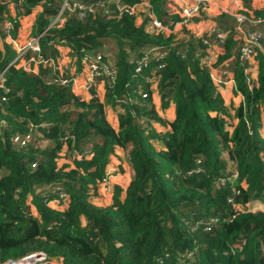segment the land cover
Returning <instances> with one entry per match:
<instances>
[{
    "label": "trees",
    "instance_id": "16d2710c",
    "mask_svg": "<svg viewBox=\"0 0 264 264\" xmlns=\"http://www.w3.org/2000/svg\"><path fill=\"white\" fill-rule=\"evenodd\" d=\"M82 1L105 5L84 18L66 9L64 23L50 27L65 0H0L2 40L16 39L18 18L44 5L38 19L43 57L56 61V46L65 44L78 58L102 55L117 67L111 84L103 77L97 80L107 83L104 103L97 97L84 101L71 86L59 85L56 68L39 73L17 65L7 69L5 87L10 92L0 90V264L33 255H43L42 264H264V212L237 210L264 203V138L259 134L264 125V54L255 57L258 78L251 81L246 72L251 64L240 57L244 42L235 40L231 30L234 18L225 14L218 22L229 30L219 64L227 62L233 70L236 92L243 98L233 126L203 64L207 36L186 38L183 29L185 37L174 41L164 32L148 31V15L137 26L136 17L120 14L109 0ZM124 3L132 6L142 0ZM10 4L17 7L16 19L8 16ZM149 6L164 26L172 28L170 24L182 20L170 15L166 0H150ZM244 14H253L254 21L264 19V9ZM8 23L10 31L5 29ZM243 29L264 33V23L246 21ZM5 51L12 52L6 42ZM33 56L29 52L24 59ZM145 56L152 67L138 73L137 62ZM159 56L163 69L155 71ZM8 66L0 50V71ZM152 79L158 81L163 107L175 104L171 123L152 104ZM3 97L7 102L2 103ZM108 105L124 109L118 131L107 119ZM153 123L170 131L158 133ZM34 130L41 139L34 136L26 147L13 145L15 137ZM42 139L52 143L49 148L38 145ZM65 146L75 169L58 168ZM116 147L127 151L132 182L123 201L117 190L111 206L98 207L91 192L107 181L106 168ZM221 180L227 181L225 186ZM57 187L69 200L55 208L49 201L60 198ZM211 219L218 222L207 231L202 222Z\"/></svg>",
    "mask_w": 264,
    "mask_h": 264
},
{
    "label": "crops",
    "instance_id": "0c3cea01",
    "mask_svg": "<svg viewBox=\"0 0 264 264\" xmlns=\"http://www.w3.org/2000/svg\"><path fill=\"white\" fill-rule=\"evenodd\" d=\"M220 1L223 2L224 4H227L226 6L227 8H232L234 11H238V12H239L238 10L239 8L245 11H248L249 13L251 11L256 12V11H261L262 9H264V0H262V2H259L257 0H249V3H247V1L245 0H238L237 2H233L230 0H220ZM166 2L168 5L167 9L169 10L170 15L177 16L180 21L182 9L188 5L194 4L196 0H166ZM142 3H143V6H142L143 8L139 9L138 11L139 15L136 17L137 26H141L143 23L145 24V21L147 19L146 18L147 11H148L147 0H143ZM148 5H150V1ZM43 12H44V5H39L36 8H34L29 15L19 17L20 18V19L18 18L19 29L17 31L16 39H13L12 36H8L6 41H4L0 37V50L3 52L4 59L6 60L7 63H9V66L14 60H16L19 57L20 55L19 51L22 48L26 47L32 40H34L40 35L38 32L39 30L38 19L43 15ZM8 16L12 19L17 18V7L15 4H10L8 6ZM223 16H225V14L223 13V10L211 16L209 14L207 15L205 11H202L195 18L190 20V22L187 23L186 25H180V26L174 27L175 23L170 24L169 26L172 27L170 28V32L173 33V31H177L180 29L181 30L186 29L188 31L186 38L192 36L194 39H204L205 36L210 35L211 31L213 30L215 31L218 28H220L222 31L226 32L227 34L229 30L226 31L223 27L218 26V22H220L223 19L222 18ZM146 28H147V25H146ZM231 30H232V33L235 32V34L233 35L234 39L239 40V35L237 32L235 21H234L233 26L231 27ZM183 33L184 31L182 32V34ZM164 34L170 35V33L168 32H164ZM183 37H185V35ZM5 42L8 44V46L12 50V52H9V54L5 52ZM56 48L60 55L58 59L56 60L57 70L60 71V73L64 77L74 78L77 82L76 86L72 88L73 89L72 92L84 101L89 102L94 97H97L101 101V103H104L105 98H106V93H107V89H106L107 83L105 81H100L96 84L95 89H93L92 91L87 90L86 80H87V75H88V67L85 65L84 62H82V57L78 58L76 55H73L72 49L69 46H66L65 44L58 45L56 46ZM206 53H207L208 60L210 63L211 73L217 75L218 77H221L225 81L226 85L220 91V95L224 99L226 109L228 110V113L230 114V117L228 118L229 123L233 124V126H236V124L238 123V120L235 118V113H236V110L243 103V98L240 95V93L236 92V81L234 78L233 70L229 68V65L227 62L219 64V58L224 53H223L222 47H220L216 41L212 42L209 48H206ZM254 62H253V65L251 66L250 71L252 72L253 80L257 81L258 70H257V65L254 64ZM25 63H26V60L20 61L17 64V67L21 68L25 65ZM31 68L34 73H39L40 69L43 67L32 64ZM1 72L2 71H0V73ZM150 89H152V92H153L152 93V104L155 106L156 109L162 107L163 101L161 100V97L158 91L157 79H152V83H150ZM133 101L136 104V100H133V99L131 101V104H134ZM235 101H239L238 108L235 105ZM168 103L169 104L166 108L163 107L164 112H166V109L169 107L168 113L160 114L158 111L156 112H158L160 116L167 114L168 121L166 122L171 123L176 118V109H175V104L173 102H168ZM105 112H106V116H107L109 123L112 125L114 129L118 131L119 124H120L119 115L124 112V109L120 106L113 107V106L108 105L106 106ZM110 114L112 116V120H110ZM230 118L232 119L230 120ZM158 126L162 127V130H156L155 127L157 126H155V123L152 124V127L154 128V130H156L158 133H166L170 131V127H167L161 124H158ZM51 144L52 143L50 141L42 139L38 145L44 149H47L49 148ZM157 146L158 148H161V145L157 144ZM68 152H69L68 147L65 146L62 152L60 153L59 160L61 161V164L57 162L58 168L66 167L67 170L75 169V164L72 162L73 160H71L68 157L69 155ZM106 174H111L112 176L115 175L113 178H117L118 176V177H123L126 179V180L119 179L118 182L113 181L114 184H112L111 186L109 184L108 187L111 189L112 196H111V201L108 203L109 204L108 206H111L114 203V196L117 190L120 194V200L123 201V199L126 196L125 191L129 187L130 183L132 182L133 175H132L131 167L127 160V151H125L124 149L120 147L115 148V153L110 157V162L106 168ZM119 189L121 191H119ZM94 192L96 191H92L91 194ZM28 201L30 203L31 198ZM256 202H252L249 205L253 206V204H255L254 206H257ZM258 203L260 204V207L264 206V203L259 202V201ZM55 204L57 203H51L52 207H55V208L58 207V206H55ZM84 223L85 221L83 220V224Z\"/></svg>",
    "mask_w": 264,
    "mask_h": 264
},
{
    "label": "built area",
    "instance_id": "2783aa9c",
    "mask_svg": "<svg viewBox=\"0 0 264 264\" xmlns=\"http://www.w3.org/2000/svg\"><path fill=\"white\" fill-rule=\"evenodd\" d=\"M150 0H147V3L149 4ZM233 2H237L238 0H230ZM143 2V0H142ZM108 3L112 4L113 6H115L116 11L119 12L120 14H125V15H129V16H133L136 17V13L137 11H139V7L143 6V3L140 4H136V5H127L124 3V0H109ZM147 4L148 7V11H147V15H148V23H147V30L148 31H157V32H167V30L170 31V28L167 26L162 25V23L156 18V16L154 15V13H152L151 11V7ZM104 5L102 2L95 4L93 3H86L85 1H75L73 2V5H69L68 4V0H65L63 8L60 12V14L58 15V17L52 22L51 26H55V25H62L64 23V18H63V14L65 12V10H72V11H77L79 14L80 18H84L86 15H95L96 14V10L99 9H103ZM208 2L207 0H196V2L194 4L188 5L186 7H184L182 9V13H181V18L182 20L180 22H176L174 24V27L180 26V25H186L187 23L190 22V20H192L193 18H195L200 12L201 10H204L205 7H207ZM239 13L236 14L235 16L231 15L229 13V11L227 12V10H223V13L229 16H232L234 18V20L236 21V27H237V32L239 35V40H242L244 42V46L242 47L241 51H240V57L241 59H245L248 60L249 63L251 64V66L253 65V62L255 61V57L257 56L258 53H262L264 54V33H262L259 30H245L243 29V24L248 21L249 23L254 22L255 24H262L264 23V19H260L258 21H254V16L253 14H244V12H246L245 10L239 8ZM241 11V12H240ZM253 16V17H252ZM12 28V24L8 23L5 26V29L7 31H10ZM214 31V30H213ZM213 31L210 32V35L207 36V38L204 40V43L206 45H209V47L211 46V42H210V37L213 33ZM216 42L219 44V46L221 47V45H224L226 43L227 40V34L226 32L222 31V30H217L216 31ZM44 36V34L39 35L37 38H35L34 40H32L27 47L21 49L22 52L20 53L19 57L14 60L10 66L12 65H17L20 61L25 60V56H27V54L29 52L34 53V56L31 57L30 60L26 61L25 65L23 66V68L26 71H32V64L38 65V66H42L43 68H56L57 69V64L55 60L52 59H46L45 57H43L41 55V47H40V39ZM162 59L163 56H159L156 60L157 62V66L155 67V71H159L163 69V64H162ZM82 62L85 63V65L88 67V75H87V80H86V89L89 91H92L93 89H95V86L97 84V80L100 78H105L104 80H107L109 82V84L112 83V80L115 79V76L117 74V67L116 65H114L112 62L109 61H105L104 57L102 55H96V56H84L82 58ZM203 64L206 66V68H208L210 70V63L208 58L203 60ZM8 66L6 69H4L1 73H0V90H3L5 92V94H8L10 91L5 87V73L7 71V69L10 67ZM152 67L151 65V61L149 60L148 56H145L142 60L137 62V67H136V72L141 73L146 71V69H150ZM251 69L247 70V74H249L251 76V81L253 80L252 77V72L250 71ZM155 71L153 73H155ZM212 79L214 81V84L217 88V91L220 93V91L223 89V87L226 85L225 81L221 78L218 77L215 74H212ZM59 85L61 86H71L72 88L74 86H76L77 82L74 78H66L64 77L60 71H58V78L56 81ZM73 90V89H72ZM7 102V97H3L2 98V103ZM4 124L3 121H0V136H2L3 132H2V125ZM34 136H37L39 139H41V136L39 133H36L35 135V130L34 132L31 131L28 134L24 135V136H17L13 139V145L15 147H26L28 146L31 142ZM201 164V161H198V165ZM32 167L35 169L36 165H32ZM201 170L198 169L197 172H200ZM107 182V181H106ZM105 182V183H106ZM227 181L226 180H221L220 184L222 186L226 185ZM55 192L57 194V196H59V199H55L53 201H49L50 203H60V202H68L69 200V196L67 193H65L64 189L61 187H57L55 189ZM231 202V200H230ZM218 222V220L214 219V220H208L206 222H202V224L206 225L207 231H210L212 226L215 225V223ZM35 257V256H33ZM32 258V256H31ZM29 260V259H28ZM28 260H24L21 262H14V263H9V264H26V261ZM45 260V259H44Z\"/></svg>",
    "mask_w": 264,
    "mask_h": 264
},
{
    "label": "rangeland",
    "instance_id": "374dc122",
    "mask_svg": "<svg viewBox=\"0 0 264 264\" xmlns=\"http://www.w3.org/2000/svg\"><path fill=\"white\" fill-rule=\"evenodd\" d=\"M76 1H81V0H76ZM257 1H259V2H262V0H257ZM207 2H208V5H207V7H205L204 8V10L203 11H205L206 12V14L208 15H213V14H215V13H217V12H221L222 10H227V12L229 11V13L231 14V15H233V16H235L236 14H238L239 12L238 11H234L232 8H227L226 6H227V4H224L223 2H221L220 0H207ZM143 7H139V9H142ZM139 15V13H138V11H137V13H136V17ZM253 17V16H252ZM20 19V18H19ZM35 26H37V25H35ZM167 32L168 33H170V35L172 36V37H174V41H178L179 39H181L184 35L182 34V32H183V29L181 30H177V31H173V33L172 32H170L169 30H167ZM28 46V45H27ZM26 46V47H27ZM25 48V47H24ZM23 49V48H22ZM15 51V50H14ZM6 52V51H5ZM16 52V51H15ZM22 52V50H20L19 51V54ZM16 55H17V53H16ZM254 64H256V61L254 62ZM133 103L135 104V102L133 101ZM235 105L237 106V108H238V105H239V101H235ZM169 108V107H168ZM168 108L166 109V112H164L163 111V105H162V107H160V108H158V109H156V111H158L160 114H165V113H168L169 111H168ZM239 109V108H238ZM158 112H157V114H158ZM236 114V113H235ZM159 115V114H158ZM160 116V115H159ZM165 122L166 121H168V115L166 114V115H163V116H160ZM262 118H263V120H264V107L262 108ZM110 120H112V116H111V114H110ZM155 126H157V127H155L156 128V130H162V127H159L158 126V124L157 123H155ZM259 134L264 138V125H262V127H261V129L259 130ZM157 148H158V146H157V144H159V145H161L159 142H154L153 143ZM158 149H160V148H158ZM60 159V155H59V158L57 159V162L58 163H60L61 164V161L59 160ZM197 165H198V162H197ZM200 167H198L197 168V170L199 169ZM196 170V171H197ZM4 174V173H3ZM107 176H108V179H107V182L106 183H103V184H101L100 185V188L98 187L97 188V190H96V192H94V193H92L93 195H91V201L93 202L92 204L93 205H95V206H98V207H106V206H108L109 204V202L111 201V196H112V193H111V189L108 187L109 186V184H110V186L112 185V184H114V182L115 181H119V179L121 180V179H123V180H126L125 178H123V177H118L117 176V178H113L114 176H112L111 174H107ZM111 176V177H110ZM114 181V182H113ZM112 182V183H111ZM219 184H220V182H219ZM220 186H222L221 184H220ZM225 186V185H224ZM110 190V191H109ZM231 200V199H230ZM28 204H29V201H28ZM256 204H257V206H254L255 204H253V206H250V205H248L247 207H246V209L244 208V209H242L241 207H240V209L238 208L237 210L238 211H242V212H245V211H247V212H250V213H258V211H263L264 212V206H262V207H260V204L258 203V201L256 202ZM259 204V205H258ZM262 210H261V209ZM35 212V207H32V212ZM212 220H214V219H212ZM34 256V255H33ZM32 256V258L31 257H27V258H25L24 260H28V261H26V264H42L43 262H44V259H45V257L43 256V255H36L35 257H33ZM24 260H22V261H24ZM21 262V261H20ZM9 263H14V262H8L7 264H9ZM50 263H52V264H61V261L60 262H58V261H55V260H51V262ZM44 264H46V263H44Z\"/></svg>",
    "mask_w": 264,
    "mask_h": 264
}]
</instances>
